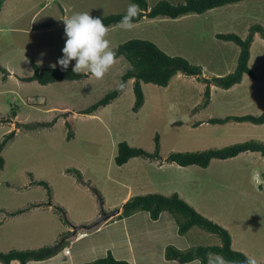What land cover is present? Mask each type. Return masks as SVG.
<instances>
[{"label": "rangeland", "instance_id": "obj_1", "mask_svg": "<svg viewBox=\"0 0 264 264\" xmlns=\"http://www.w3.org/2000/svg\"><path fill=\"white\" fill-rule=\"evenodd\" d=\"M145 1L148 8L160 1L173 5L184 2ZM129 4L130 0L3 2L0 66L6 73L0 70V142L9 133L12 137L0 152L4 159L0 169V252L57 246L46 264L90 263L108 253L129 264H164L167 246L183 250L219 245L218 237L197 227L179 235L167 212L157 222L144 211L118 218L122 205L131 197L177 193L201 215L225 228L234 250L255 256L258 264H264V157L245 152L232 159L212 160L205 169L165 161L171 152L220 149L248 140L264 142V124L207 123L212 118L264 113V39L258 33L248 61L255 79L244 75L229 89L209 83L206 105L205 82L201 80L234 71L239 47L216 39L215 34L233 33L244 39L252 25L264 29V0H242L178 19L144 17L130 30L120 24L108 27L113 50L128 40H145L202 69L200 77L179 72L166 87L141 83L144 103L136 113L131 109L133 80L109 105L91 115L79 113L118 85L129 69L123 57H118L100 80L89 75L43 86L19 79L33 72L29 57L39 69L59 66L56 62L66 39L63 17L85 11L94 17L126 14ZM42 23L48 25L35 28ZM54 119L51 127L26 128ZM66 122L71 123L70 139ZM155 136L158 155L134 157L122 166L114 163L118 143L125 141L153 154ZM68 169L78 170L81 179ZM40 180L47 182L49 195L44 187L32 184ZM35 203L46 205L30 207L29 214L35 210L31 216L10 215ZM118 209L121 212L101 223L97 232L96 227L72 231V226L89 225ZM83 232L86 237H82ZM65 249L70 255L64 254Z\"/></svg>", "mask_w": 264, "mask_h": 264}, {"label": "trees", "instance_id": "obj_2", "mask_svg": "<svg viewBox=\"0 0 264 264\" xmlns=\"http://www.w3.org/2000/svg\"><path fill=\"white\" fill-rule=\"evenodd\" d=\"M5 0H0V11L2 4ZM132 3L138 4L141 13L134 19V23H138L142 18L148 19L169 18L178 19L180 17L190 14H203L206 11L214 8L222 7L225 5L235 4L242 0H184L182 4L173 5L167 1H160L151 8H148L145 0H130ZM125 14H111L105 17H101L104 24L108 27H112L120 24L122 17ZM48 23H42L35 28L47 26ZM34 29V26L33 28ZM259 34L264 39V29L262 26L255 24L249 28L247 36L242 39L236 34H215V38L225 42H232L239 47V53L237 57V63L234 71L224 77H215L212 79L201 78L205 82L204 89V105L208 104L210 98V86L212 83L214 86L229 89L236 84H239L244 75L255 79V74L248 67V61L250 57V47L253 42L255 34ZM118 57H123L129 64V69L121 76L118 85L121 82H127L133 80V94L134 103L132 106L133 112H138L143 106L144 95L141 87V83L152 84L159 87H166L169 81L177 73H183L187 76H202V69L199 66H194L188 63L184 58L179 56H169L161 51L155 44L145 40H128L122 44H119L115 49ZM32 67V74L27 77H20L23 82L36 81L40 85H48L60 81H73L80 80L89 76L86 73H75L72 68H68L67 71H62L61 67L55 68H42L39 69L34 63L33 59L29 57ZM0 70L6 73L5 69L0 66ZM118 85L110 92L105 94L101 99L90 105L89 107L80 110L79 113L83 115H91L99 108L109 105L112 101L118 98L124 89H119ZM249 122L254 125L264 124V113L259 115H242V116H226L224 118H212L207 120L210 124H225L228 122ZM56 120L46 123H36L34 125H26V128L36 129L51 127ZM200 123L196 124L199 125ZM70 122H66L68 128L67 139L72 138L70 130ZM12 137V133H9L0 142V152L3 150L7 141ZM250 152L259 153L264 157V142L257 140H248L240 143H235L229 146L218 149H208L204 151H192V152H171L165 158L168 163L176 164L180 167L198 166L200 168H207L212 160H227L237 157L238 155ZM158 155V136H155V151L153 154H149L144 150L136 147H130L127 142H120L117 145V155L114 158V163L118 166H122L129 159L134 157H152ZM4 159L0 155V169L3 168ZM67 172H71L78 179H81V174L76 169H68ZM264 178V172L262 173ZM32 184H37L46 189L47 194H50V188L45 181H34ZM46 204H30L29 206L18 209L11 212V216L19 215L26 212L30 207H40ZM50 205V201H48ZM56 210L57 207L55 208ZM139 211H144L149 214L151 220H158L159 216L163 212H167L173 218L177 232L179 235L186 234L191 228L197 227L209 234H212L220 239L219 245L212 246H194L188 249H178L174 246H167L164 251V258L166 260H176L180 263L199 262V264H208V253H219L225 260L234 264H243L247 256L242 252L236 251L231 245V236L229 232L204 217L197 212L193 207L188 205L185 201L179 198L177 193H173L169 196L161 194H146L141 196H135L128 199L122 205V212L118 216L119 219L126 218ZM100 224L97 226L99 227ZM57 248H40L37 250H11L7 253L0 252V262L2 264H11L12 261H18L19 264H26L29 261H42L53 255H55ZM84 264H129L125 261H119L112 257L108 253L107 257L97 259L90 263Z\"/></svg>", "mask_w": 264, "mask_h": 264}, {"label": "clouds", "instance_id": "obj_3", "mask_svg": "<svg viewBox=\"0 0 264 264\" xmlns=\"http://www.w3.org/2000/svg\"><path fill=\"white\" fill-rule=\"evenodd\" d=\"M138 4H129L126 14L122 17L120 26L130 30L134 26V19L141 13ZM65 44L62 56L57 59V64L62 71H67L72 61V71L85 72L95 79H102L109 69L115 64L117 54L110 46L107 38L108 26L101 17H94L90 12H76L63 17ZM55 67V65H53ZM126 87L125 82L118 85L119 89ZM209 264H231L219 253H208ZM243 264H258L255 256H248Z\"/></svg>", "mask_w": 264, "mask_h": 264}, {"label": "crops", "instance_id": "obj_4", "mask_svg": "<svg viewBox=\"0 0 264 264\" xmlns=\"http://www.w3.org/2000/svg\"><path fill=\"white\" fill-rule=\"evenodd\" d=\"M63 11H64V10H63ZM127 198H128V196L125 197L124 201L127 200ZM35 209H36V208H35ZM50 209H54V207L51 206ZM50 209H48L47 211H49ZM27 211H28V210H27ZM27 211L24 212V213H22V214H23V215L29 214V212H27ZM34 211H35L34 209H31L30 214H31V213H35ZM118 211H119V213L121 212L120 209H118ZM41 213H44V211L41 212ZM163 213H164V212H163ZM163 213H161V215H162ZM22 214H21V215H22ZM30 214H29V215H30ZM23 215H22V216H23ZM31 215H32V214H31ZM31 215H30V216H31ZM161 215H160V216H161ZM19 216H20V215H19ZM19 216H17V217H19ZM22 216L19 217V218H23ZM160 216H159L158 220H156V222L159 221V220L161 219ZM13 218H14V216H13ZM166 219H167V221L170 223V220H169L168 218H166ZM173 221H174V220H173ZM102 224H103V223H102ZM102 224H100L99 227L96 226V228L94 229V232H97V231L101 228ZM174 225L176 226L175 222H174ZM69 230H70V229H69ZM83 235H84V236H82V237H86V236H87V233L83 232ZM78 239H81V237L75 239L74 241H76V240H78ZM164 247H165V246H164ZM178 249H179V248H178ZM182 249L184 250V248H182ZM68 255H70V253H69ZM51 257H52V256H51ZM51 257H49V258H47V259H45V260H42V261H29V262H27L26 264H46V263H47L46 261L52 259ZM164 259H165V258H164ZM174 262H175V260H166V259H165L163 263H164V264H173ZM195 262L197 263V261H195ZM11 264H19V263H18V261H12ZM180 264H182V263H180Z\"/></svg>", "mask_w": 264, "mask_h": 264}, {"label": "water", "instance_id": "obj_5", "mask_svg": "<svg viewBox=\"0 0 264 264\" xmlns=\"http://www.w3.org/2000/svg\"><path fill=\"white\" fill-rule=\"evenodd\" d=\"M118 210H115L111 213H108V214H104L103 217H101L100 219H97L96 221H94L93 223L89 224V225H86V226H72L73 228V232H75L76 230L78 229H81V230H89L93 227H96L98 226L99 224L101 223H104L106 222L109 218H112L114 215L118 214Z\"/></svg>", "mask_w": 264, "mask_h": 264}, {"label": "built area", "instance_id": "obj_6", "mask_svg": "<svg viewBox=\"0 0 264 264\" xmlns=\"http://www.w3.org/2000/svg\"><path fill=\"white\" fill-rule=\"evenodd\" d=\"M64 254H65V255H68V254H69L68 249H65V250H64Z\"/></svg>", "mask_w": 264, "mask_h": 264}]
</instances>
